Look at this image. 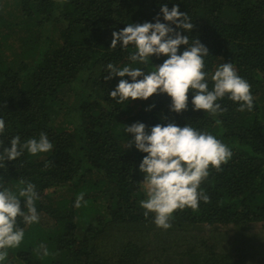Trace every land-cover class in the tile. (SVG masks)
Instances as JSON below:
<instances>
[{"label":"trees","instance_id":"obj_1","mask_svg":"<svg viewBox=\"0 0 264 264\" xmlns=\"http://www.w3.org/2000/svg\"><path fill=\"white\" fill-rule=\"evenodd\" d=\"M163 2L0 0V140L8 146L12 136L45 132L53 142L52 151L25 152L0 169L6 187L31 180L40 195V222L21 225L25 239L6 264H264V0H167L188 12L189 41L208 47L206 69L231 61L251 85L252 111H239L226 96V110L211 116L192 109L191 91L182 113L169 110L167 94L129 103L109 96L120 78L104 80L106 64L130 63L134 51L110 48L113 31L155 22ZM137 121L149 130L189 123L233 152L202 182L209 200L195 211L177 210L167 230L139 205V164L147 154L127 148L132 134L123 131ZM81 191L88 203L75 208ZM40 243L49 256L36 254Z\"/></svg>","mask_w":264,"mask_h":264},{"label":"clouds","instance_id":"obj_2","mask_svg":"<svg viewBox=\"0 0 264 264\" xmlns=\"http://www.w3.org/2000/svg\"><path fill=\"white\" fill-rule=\"evenodd\" d=\"M159 7L155 22L127 23L113 31L110 48L119 45L123 50L131 45L134 51L128 55L130 63L106 64L104 80L120 78L109 96L117 103H129L147 100L153 94H167L169 110L182 113L189 107L191 91L192 109L204 110L205 115L224 112L226 109L220 101L226 96L237 103L239 111H252L255 98L251 85L238 74L231 61L219 64L211 72L206 69L205 60L210 52L198 38L189 41L187 33L192 32L194 24L188 12L181 11L179 3L169 8L167 0ZM153 56L165 58L162 63L154 64ZM150 64L152 70H147ZM154 107L148 105L145 110ZM5 130L6 122L0 117V136ZM123 131L132 134L131 138L127 135V148L134 145L147 154L139 164L144 174L141 184L145 198L139 200L143 215L146 219L151 215L152 222L165 230L172 226L177 210L195 211L201 201L209 200L202 182L209 176L210 167L219 170L233 155L231 148L211 132L189 123L183 126L175 122L158 123L149 130L146 123L137 121L125 125ZM52 149L53 142L45 132L24 140L20 135L12 136L8 146L0 140V169L8 168V161L17 162L25 152L39 156ZM39 199L37 186L31 180L20 179L18 184L7 187L0 182V264H6L10 249L20 247L25 239V227L40 222ZM87 203L83 191L76 194L75 208ZM36 254L47 257L50 251L46 244L40 243Z\"/></svg>","mask_w":264,"mask_h":264}]
</instances>
